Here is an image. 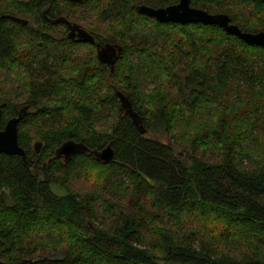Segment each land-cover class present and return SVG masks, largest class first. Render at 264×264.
I'll return each mask as SVG.
<instances>
[{
	"label": "trees",
	"instance_id": "16d2710c",
	"mask_svg": "<svg viewBox=\"0 0 264 264\" xmlns=\"http://www.w3.org/2000/svg\"><path fill=\"white\" fill-rule=\"evenodd\" d=\"M177 2L0 0L1 128L24 111L28 156L0 153L1 264H264V47L137 10ZM190 2L264 30V0ZM56 14L120 46L113 69Z\"/></svg>",
	"mask_w": 264,
	"mask_h": 264
},
{
	"label": "water",
	"instance_id": "95a60500",
	"mask_svg": "<svg viewBox=\"0 0 264 264\" xmlns=\"http://www.w3.org/2000/svg\"><path fill=\"white\" fill-rule=\"evenodd\" d=\"M137 10L141 13L148 14L159 22H175L181 24L201 22L203 24L218 25L222 27L229 34L236 35L249 44L258 45L264 47V30L259 32H244L235 23L231 22V18L226 13H210L205 9L197 8L191 5L190 0H178L177 3L168 5L166 7H151L148 5H139ZM18 20L24 24L28 21L22 18ZM76 28L80 30V33L85 41L94 42V36L80 25L75 24ZM73 37V35L71 36ZM106 49H103L99 53V58L102 62L112 64L111 68L116 60H113V52L115 47L108 45ZM120 48V53L122 48ZM24 111L21 110L18 116L9 119L3 128H1L2 112L0 109V153L6 155H17L23 160H27L28 156L26 150L21 146L18 135V125L23 117ZM42 143L37 142L35 144V151L40 153ZM89 151V148L79 142L67 141L56 149V155L64 157L66 160L70 159L72 155L79 152ZM96 157L102 161L108 162L114 159L115 152L111 145H107L101 150L93 151ZM2 263L0 259V264Z\"/></svg>",
	"mask_w": 264,
	"mask_h": 264
},
{
	"label": "flooded vegetation",
	"instance_id": "af4514ba",
	"mask_svg": "<svg viewBox=\"0 0 264 264\" xmlns=\"http://www.w3.org/2000/svg\"><path fill=\"white\" fill-rule=\"evenodd\" d=\"M44 15H45V13H44ZM14 18L16 20H18L19 17H14ZM51 20H52L53 25L55 26L54 28H63L64 29L63 33H65V34L61 33L62 36L66 35L67 37H69L72 40H76V41H80V42H84V43L94 45L98 58H99L100 51L109 47L108 45H112V44L108 43L107 41H105V39L102 35H100V37H98V36H96L97 34L95 32H93L92 30L87 29L85 26H83L77 22L69 21L61 15L56 14L55 17H53ZM75 24L80 25L81 28L85 29L89 33H92L94 36V42L85 41L83 39L81 33H80V30L78 28H76ZM61 35H59V36H61ZM72 35H73V37H71ZM112 46H114L116 48L115 52H113L112 59L117 61V59L120 56V48H119L120 46H117V45H112ZM99 60H100V58H99ZM105 64L107 66H110V67L112 66V64H108V63H105Z\"/></svg>",
	"mask_w": 264,
	"mask_h": 264
},
{
	"label": "rangeland",
	"instance_id": "374dc122",
	"mask_svg": "<svg viewBox=\"0 0 264 264\" xmlns=\"http://www.w3.org/2000/svg\"><path fill=\"white\" fill-rule=\"evenodd\" d=\"M30 26H34V25L31 23ZM63 32H64V29H63V28H54V29L51 31V33L53 34V36L57 37L58 39L62 36L61 33H62V34H65V33H63ZM59 35H61V36H59ZM101 35H102V34H101ZM102 36H103V35H102ZM89 51H91L89 47H85L84 49L81 50L82 54L87 53V52H89ZM38 142H40V141H38ZM36 143H37V142H36ZM41 151H42V146H41V150H40V152H41Z\"/></svg>",
	"mask_w": 264,
	"mask_h": 264
}]
</instances>
